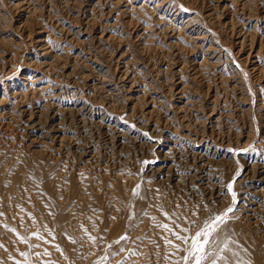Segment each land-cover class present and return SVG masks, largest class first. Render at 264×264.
<instances>
[{
  "label": "rangeland",
  "instance_id": "1",
  "mask_svg": "<svg viewBox=\"0 0 264 264\" xmlns=\"http://www.w3.org/2000/svg\"><path fill=\"white\" fill-rule=\"evenodd\" d=\"M205 229L264 264V0H0V264H194Z\"/></svg>",
  "mask_w": 264,
  "mask_h": 264
},
{
  "label": "snow or ice",
  "instance_id": "2",
  "mask_svg": "<svg viewBox=\"0 0 264 264\" xmlns=\"http://www.w3.org/2000/svg\"><path fill=\"white\" fill-rule=\"evenodd\" d=\"M232 210H233L232 208H229L227 209V212H231ZM216 220L222 221L223 217H216L215 220L213 221V224H215ZM209 235H210L209 230L205 229L202 232L197 233L196 236L192 238L190 247L187 250V255L183 257L185 262H187L191 258L193 259L194 264H205V262L209 258V255H211L210 251H206V248L210 243L215 244L214 240H210L208 238ZM201 237H204V239H201ZM177 239L184 240L185 243H187L185 237H181L177 235ZM211 264H216V260L213 259Z\"/></svg>",
  "mask_w": 264,
  "mask_h": 264
}]
</instances>
